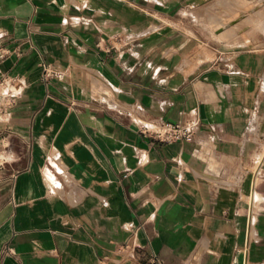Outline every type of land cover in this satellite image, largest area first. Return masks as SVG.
I'll list each match as a JSON object with an SVG mask.
<instances>
[{
    "label": "crops",
    "instance_id": "0c3cea01",
    "mask_svg": "<svg viewBox=\"0 0 264 264\" xmlns=\"http://www.w3.org/2000/svg\"><path fill=\"white\" fill-rule=\"evenodd\" d=\"M212 1L0 0V264H264V46Z\"/></svg>",
    "mask_w": 264,
    "mask_h": 264
},
{
    "label": "built area",
    "instance_id": "2783aa9c",
    "mask_svg": "<svg viewBox=\"0 0 264 264\" xmlns=\"http://www.w3.org/2000/svg\"><path fill=\"white\" fill-rule=\"evenodd\" d=\"M101 47V43L98 44ZM113 46L109 45V50ZM15 54L14 50L0 48V63L11 58ZM66 75L64 72L55 70L49 64H43L42 80L50 83L53 80H64ZM26 86L25 80L19 76L3 75L0 76V113H5L16 104L18 98L22 95ZM201 120L198 117L180 121L177 123L166 122L159 126L144 125L140 129L141 134L150 137L163 144H171L176 142L192 143Z\"/></svg>",
    "mask_w": 264,
    "mask_h": 264
},
{
    "label": "rangeland",
    "instance_id": "374dc122",
    "mask_svg": "<svg viewBox=\"0 0 264 264\" xmlns=\"http://www.w3.org/2000/svg\"><path fill=\"white\" fill-rule=\"evenodd\" d=\"M200 11L209 18H219L204 21L206 27L217 28L222 34L227 32L229 38L245 30L243 34L253 41L254 48L264 46V0H213Z\"/></svg>",
    "mask_w": 264,
    "mask_h": 264
},
{
    "label": "bare ground",
    "instance_id": "6f19581e",
    "mask_svg": "<svg viewBox=\"0 0 264 264\" xmlns=\"http://www.w3.org/2000/svg\"><path fill=\"white\" fill-rule=\"evenodd\" d=\"M209 0H188L189 4L193 7H199L200 5H203L205 2Z\"/></svg>",
    "mask_w": 264,
    "mask_h": 264
}]
</instances>
